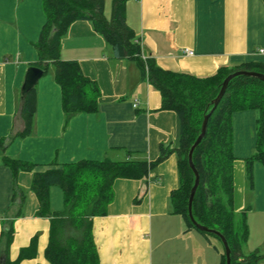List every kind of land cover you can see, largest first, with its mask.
<instances>
[{"label":"crops","instance_id":"0c3cea01","mask_svg":"<svg viewBox=\"0 0 264 264\" xmlns=\"http://www.w3.org/2000/svg\"><path fill=\"white\" fill-rule=\"evenodd\" d=\"M103 1L104 15L110 19L113 0ZM125 13L143 54L164 70L209 77L220 68L264 64L263 0H127ZM45 19L43 0H0V143L5 146H0V252L6 243L3 222L19 209L13 201L15 178L4 158L32 165L16 177L25 200L14 219L9 258L18 259L35 240L34 250L25 252L20 264H49L45 250L50 220L37 216L39 201L31 190L35 172L54 164L106 158L154 162L161 145L174 148L178 141L177 115L161 108L160 92L142 79L135 62L114 57L104 38L84 20L70 25L60 56L77 62L98 85V111L67 122L54 72L45 74L35 86L31 134L8 140L24 129L22 86L27 69L37 60L34 44ZM232 132L233 208L245 217L248 231L242 252L264 254V164L254 161L251 183L247 177V160L257 150L255 111L235 112ZM178 187L176 152L152 167L146 179H116L106 215L93 218L100 263L222 264L223 245L187 230L183 218L172 212L170 196ZM49 197L53 211L64 208L61 188L51 187Z\"/></svg>","mask_w":264,"mask_h":264},{"label":"trees","instance_id":"16d2710c","mask_svg":"<svg viewBox=\"0 0 264 264\" xmlns=\"http://www.w3.org/2000/svg\"><path fill=\"white\" fill-rule=\"evenodd\" d=\"M126 1L113 0L111 17L107 19L103 0H43L46 19L34 44L37 60L31 66L43 70L44 75L50 66L54 67V80L61 89L67 122L75 115L97 112L98 85L83 74L77 62L65 61L60 56L61 41L70 25L80 20L90 22L111 47L114 57L135 62L142 79L160 92L161 108L176 113L178 141L174 148L161 145L154 162L135 161L129 157L122 160L106 158L54 164L43 172H35L31 190L39 201L37 216L50 220L46 260L49 264H101L93 236V218L106 215L107 207L114 199V181L120 178L146 179L149 170L173 152L178 157L179 187L170 196L172 212L183 218L187 230H197L221 242L219 236L199 230L194 225L188 208L195 182L188 155L201 133L205 117L209 115L205 135L192 154L193 166L199 175L191 209L193 218L226 239L231 264H258L264 261V254L259 250L249 254L242 252L248 231L245 217L237 214L233 208L235 156L232 132L235 112L255 111L257 150L247 160V177L251 183L254 161L264 164V81L251 76H236L230 80L218 104H213L227 76L236 71L264 74V64L247 63L233 69L220 68L209 77L164 70L153 58L143 54L135 32L127 23ZM142 55L146 58L143 59ZM36 107V88H33L22 98L20 116L24 129L14 136L11 134L8 140L31 134ZM0 146L5 148L2 143ZM4 162L15 178L13 201L19 205V209L14 218L3 222L1 237L5 238L6 243L4 251L0 252V264H20L25 252L34 250L35 240L27 250L21 251L18 259L12 261L9 258L14 219L19 217L25 200L24 193L16 186V177L21 170H32V165L11 158H4ZM54 186L63 191L64 208L60 211H53L50 205L49 191ZM222 257V264H226L224 246Z\"/></svg>","mask_w":264,"mask_h":264},{"label":"water","instance_id":"95a60500","mask_svg":"<svg viewBox=\"0 0 264 264\" xmlns=\"http://www.w3.org/2000/svg\"><path fill=\"white\" fill-rule=\"evenodd\" d=\"M43 75H44V71L43 70H41V69H39V68H37L35 66H30L27 69V72H26V75H25V80H24V83H23V86H22V96L26 95L29 91H31L33 88H35V86L37 85L38 81L43 77ZM240 75L251 76V77H255V78H258V79L264 81V74L257 73V72H250V71H236V72L230 74L229 76H227L225 78V80L223 81L222 87L220 89V92H219L218 96L215 98V100H213L214 106H216L218 104V102L220 101V99L224 95V93H225V91H226V89L228 87V84H229L230 80L232 78H234L236 76H240ZM208 117H209V115H207L205 117V119L203 121L202 129H201V133L198 136V138L195 141V143L193 144V146L191 147L190 152H189V155H188V157H189V164H190V166L193 169L194 174H195V182H194V185H193V187L191 189V192H190V197H189V202H188V208H189L190 217H191L194 225L199 230H202L204 232L213 233V234L219 236V238L221 239V242H222V244L224 246L225 255H226V264H231L230 250H229V246L227 244L226 239L219 232H217V231H215L213 229H209V228H207L205 226H202V225L198 224L194 220L193 215H192V211H191L193 198H194L196 189H197L198 184H199V175H198V172L195 170V168L193 166L192 154H193V151L196 148V146L200 143V141L202 140V138L205 135Z\"/></svg>","mask_w":264,"mask_h":264},{"label":"built area","instance_id":"2783aa9c","mask_svg":"<svg viewBox=\"0 0 264 264\" xmlns=\"http://www.w3.org/2000/svg\"><path fill=\"white\" fill-rule=\"evenodd\" d=\"M138 42V41H137ZM139 43V42H138ZM140 44V43H139ZM186 53L188 54V55H193V52L191 51V50H186ZM142 57H143V59H145L146 57L144 56V55H142ZM137 106H138V102H135L134 103V108H137Z\"/></svg>","mask_w":264,"mask_h":264},{"label":"rangeland","instance_id":"374dc122","mask_svg":"<svg viewBox=\"0 0 264 264\" xmlns=\"http://www.w3.org/2000/svg\"><path fill=\"white\" fill-rule=\"evenodd\" d=\"M54 72V67L53 66H50L49 70H48V73L45 75L46 76H50L52 73ZM221 246H222V243L220 242Z\"/></svg>","mask_w":264,"mask_h":264}]
</instances>
